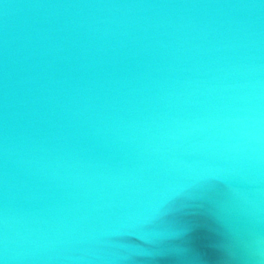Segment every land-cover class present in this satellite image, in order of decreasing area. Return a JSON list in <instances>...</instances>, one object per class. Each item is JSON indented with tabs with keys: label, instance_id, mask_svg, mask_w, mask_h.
<instances>
[{
	"label": "water",
	"instance_id": "95a60500",
	"mask_svg": "<svg viewBox=\"0 0 264 264\" xmlns=\"http://www.w3.org/2000/svg\"><path fill=\"white\" fill-rule=\"evenodd\" d=\"M0 264H264V0H0Z\"/></svg>",
	"mask_w": 264,
	"mask_h": 264
}]
</instances>
